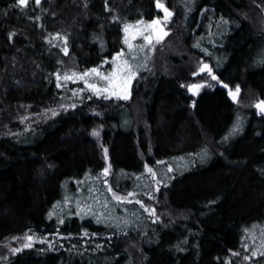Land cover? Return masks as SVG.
<instances>
[{
  "label": "trees",
  "instance_id": "obj_1",
  "mask_svg": "<svg viewBox=\"0 0 264 264\" xmlns=\"http://www.w3.org/2000/svg\"><path fill=\"white\" fill-rule=\"evenodd\" d=\"M163 1L173 11L169 35L139 56L143 68L123 100L76 82L58 87L55 74L110 70L126 50L124 25L159 16L156 0H29L27 8L0 0V246L47 237L8 256L0 248V264H264V115L255 107L264 99V0ZM200 62L239 85L240 100L215 80L190 95L199 79L188 69ZM238 118L240 135L225 141ZM146 165L163 181L158 191L141 183L151 179ZM109 185L141 194L160 220L133 196L117 202Z\"/></svg>",
  "mask_w": 264,
  "mask_h": 264
},
{
  "label": "snow or ice",
  "instance_id": "obj_2",
  "mask_svg": "<svg viewBox=\"0 0 264 264\" xmlns=\"http://www.w3.org/2000/svg\"><path fill=\"white\" fill-rule=\"evenodd\" d=\"M36 4H40L41 0H34ZM15 6L27 8L29 6V0H17V4ZM156 6L157 8H160L163 10V17L157 16L152 21L148 22L147 25L144 24V21L137 20L135 22V25L126 23L124 25V43L128 45L129 49H133L134 45L131 43V39H135L137 35H140L143 37V39L147 42L148 45L152 46V51L155 50L154 41L156 43H159L164 39L165 36L168 35V32L165 29V24L162 23V21L166 22L170 19V17L173 15V13L169 10V8L161 2V0H156ZM141 26V27H137ZM42 27V25H41ZM145 32L147 34L145 35ZM15 33H9V36H14ZM56 38L61 39V34L56 33ZM64 42V52L65 54L68 53L67 48V41L68 37L65 35L62 37ZM51 43V41H49ZM199 46V45H197ZM144 45H141L138 49V51H143ZM132 60L137 59V56L135 54L131 57ZM147 57L145 56V60ZM264 63V60L261 61ZM104 63H107V59H105ZM112 63L115 65V67L112 68L110 72L107 73H101L98 68H90L82 72H76L72 70L71 72H65L63 75H61L59 72L56 73V83L58 87H64L65 84L61 81L68 82V81H74V80H82L84 84L87 85V88L97 97H102L104 99H111L115 97L116 99H123L128 100L131 97V85L133 80L139 75V69L141 65L132 63L128 58H125L123 50L116 53V56L113 58ZM200 73L207 72L210 76L211 80L219 81L221 84H223V81H220V78L215 74L212 67L204 63L199 68ZM197 73H193V75H196ZM97 81H102L103 83H99ZM205 84L208 85V87H212L213 85L209 81H203L201 83H193L189 85V89L195 93L196 95H199V90L205 86ZM225 88L228 89V95L232 98L234 101H238L239 94H240V86L236 85L235 89L233 90L231 87H229L227 84L223 85ZM78 93H83L84 89H76L75 90ZM88 99H91L92 96L89 95L87 97ZM83 99V97H81ZM193 106H195V101L192 102ZM77 105L75 103H71L68 105H60L61 108L67 109V108H75ZM256 109L260 112L261 115H264V99L259 100L255 103ZM46 112H51L53 116L58 115V112L55 109H47ZM26 119V117L24 118ZM242 130V121L240 118L237 119L236 123L232 126L231 130L228 132V134L224 137V140L227 141L230 137L237 135ZM92 134L94 136H99V131L97 129H93ZM105 154H107V149H104ZM201 160L207 158V151H203L199 154ZM157 163H163V161H158ZM169 170L171 169V166L169 165ZM109 167H106L103 169V172L105 174L109 173ZM147 172L151 175V177L155 180L156 179V171L146 165ZM107 183V181H105ZM157 188L156 190H159V185L163 183L162 180H157ZM108 191L112 193V197L115 198L117 202L128 200L129 196H135V193H127L126 195H118L115 191L112 190L111 185L108 187ZM145 195H148V193H145ZM155 197H153L154 199ZM65 202H68V198L65 197ZM137 203H139L145 211L150 212L153 216H155V219L157 221L160 220V217L156 215V210L154 207H147L144 205V202L142 200H137ZM59 201L57 204L59 205ZM78 208L80 209L81 214H88L91 213V209L88 208L86 205L81 207L78 205ZM53 215H56L58 218V224L63 225L64 224V217L62 214L58 212H52L49 214V218H51ZM102 215V214H101ZM97 223H106V221L102 220L100 216L96 217ZM124 223H128V221H124ZM31 231V230H30ZM59 235V233H57ZM71 235V233H69ZM82 235L85 237L88 236H96L97 233H89L87 229L82 230ZM13 239L20 240V237H13ZM39 239L41 243H44L45 240H47V237H37L35 235H26L23 238V241L21 242V246L17 248H13L12 251L14 253L22 252L24 249H29L34 247L35 240ZM51 244V242H49ZM247 247V245H245ZM258 253L256 251L252 252V256H256ZM261 255H264V253H260ZM234 255H239V253H234ZM247 259H251V257H246ZM230 264V262H229Z\"/></svg>",
  "mask_w": 264,
  "mask_h": 264
},
{
  "label": "rangeland",
  "instance_id": "obj_3",
  "mask_svg": "<svg viewBox=\"0 0 264 264\" xmlns=\"http://www.w3.org/2000/svg\"><path fill=\"white\" fill-rule=\"evenodd\" d=\"M161 2L162 3H164V1L163 0H161ZM165 4V3H164ZM166 5V4H165ZM167 6V5H166ZM168 7V6H167ZM172 13H173V11L171 10V9H169ZM159 11V17H163V15H164V13H163V10H158ZM173 16V15H172ZM171 16V17H172ZM171 17H170V19H171ZM168 20V21H166V22H164V21H162V23H164L165 24V29H166V31L168 32V35H169V31L167 30V28H168V24H169V26H170V23H171V20ZM258 24L262 27V28H264V8H262V9H260V12H259V21H258ZM137 27H141V26H137ZM147 34V32H145V35ZM167 35V36H168ZM167 36H165L164 37V39L167 37ZM164 39L162 40V41H160L159 43H156L155 41L153 42L154 43V46H158L159 44H162L163 42H164ZM140 41H143V43L141 44V45H144V50L143 51H138V49H139V47L141 46L138 42H140ZM59 43L64 47V42H63V39H62V41H59ZM131 43L134 45V48L133 49H129V47H128V45L127 44H125L126 45V50L124 51V56H125V58H128L132 63H134V64H139V65H141V67H140V69H139V71L140 70H142V68H143V64H142V62L140 63V61H138L139 60V56H141L142 55V53H144V51H145V48H147V42L143 39V37L142 36H140V35H137L136 37H135V39H131ZM140 45V46H139ZM151 52H153L152 50H151ZM133 54H135L136 56H137V59H135V60H132L131 59V57H132V55ZM202 64H204V63H199V65L197 66V68L196 67H191V69H188V72L189 73H191V72H194V73H197L196 75H193V80H195V78H198L199 80L197 81V82H193V83H201V82H203V81H209L213 86L212 87H208V85L207 84H205V86L203 87V88H201L200 90H199V93L200 92H202L203 90H205V89H211V88H213L214 87V80H211V78H210V76L208 75V73L207 72H204V73H200L199 72V68H200V66L202 65ZM113 67H115V65L112 63V67L110 68V70H108V69H105V70H99L101 73H107V72H110L111 70H112V68ZM196 68V69H195ZM134 81V80H133ZM64 82V81H63ZM68 82H76V83H80V84H82L86 89H88L87 88V85L86 84H84V82L82 81V80H74V81H68ZM68 82H65V84H67ZM97 82H99V83H103L102 81H97ZM133 83V82H132ZM193 83H190V84H188L187 85V92L190 94V95H193V96H196V94L195 93H193L190 89H189V85H191V84H193ZM132 86V85H131ZM88 91H90V90H88ZM76 98H78V99H81V95H77V96H75ZM240 100V94H239V98H238V101ZM98 131H99V133L101 134V128H99V129H97ZM240 133L241 132H239L237 135H235V136H232V137H230L227 141H231L232 139H234V138H236L238 135H240ZM100 134H99V136H97V137H94L95 138V140L99 143V144H101V136H100ZM94 136V135H93ZM150 181H149V179L147 178V179H141L142 180V182L141 183H143V184H146L147 182L149 183H151L150 185H154V186H157L156 185V180H154L152 177H151V175H150ZM153 181V182H152ZM133 193H135L136 194V192H133ZM140 195L141 194H137V195H135V196H133L131 199L132 200H130L129 202L130 203H135L137 200H140L139 198H140ZM81 196H82V194H81ZM81 201H83L82 199H80V200H75V202H76V204H78V203H80ZM144 202V201H143ZM66 204H69V202H66ZM153 207V206H152ZM100 213V211H98L96 208H92L91 209V215H95V214H97V215H100L99 214ZM111 216L109 215V216H107V218L109 219ZM109 222H114V220H110ZM123 224H126V225H129L128 223H123ZM54 240V241H53ZM55 237H53V239L50 241L51 242V244H50V246H53L54 247V243H55ZM16 242V239H13V240H10V241H8L6 244H8V245H6L5 246V248H7V249H11V246L9 247V244H11V243H15ZM45 242H46V240H45ZM53 243V244H52ZM34 244H37V245H40V244H42L41 242H40V240L39 239H37V240H35V242H34ZM0 248L2 249V251H3V254L4 255H10L11 253H14L13 251H8L7 249H4V247H1L0 246ZM15 254V253H14ZM0 259H2V258H0Z\"/></svg>",
  "mask_w": 264,
  "mask_h": 264
},
{
  "label": "water",
  "instance_id": "obj_4",
  "mask_svg": "<svg viewBox=\"0 0 264 264\" xmlns=\"http://www.w3.org/2000/svg\"><path fill=\"white\" fill-rule=\"evenodd\" d=\"M157 7V6H156ZM158 10L160 9V8H157ZM160 10H162V9H160ZM224 84H221L220 83V87H222V88H224L226 91H228V89L227 88H225L224 86H223ZM232 99V98H231Z\"/></svg>",
  "mask_w": 264,
  "mask_h": 264
}]
</instances>
